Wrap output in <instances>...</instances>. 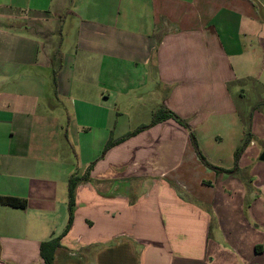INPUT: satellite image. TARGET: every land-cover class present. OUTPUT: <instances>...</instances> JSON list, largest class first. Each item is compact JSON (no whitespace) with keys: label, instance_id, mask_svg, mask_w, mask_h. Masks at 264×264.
Instances as JSON below:
<instances>
[{"label":"crops","instance_id":"0c3cea01","mask_svg":"<svg viewBox=\"0 0 264 264\" xmlns=\"http://www.w3.org/2000/svg\"><path fill=\"white\" fill-rule=\"evenodd\" d=\"M256 46L264 64L261 0H0V196L26 201L0 204V264H44L87 170L54 264H264V161L236 104L243 79L264 87ZM161 107L189 128L151 125Z\"/></svg>","mask_w":264,"mask_h":264},{"label":"rangeland","instance_id":"374dc122","mask_svg":"<svg viewBox=\"0 0 264 264\" xmlns=\"http://www.w3.org/2000/svg\"><path fill=\"white\" fill-rule=\"evenodd\" d=\"M264 3V0H261ZM72 18L68 17L67 21L55 27V29H60L63 27L64 41L63 46L66 47L68 42L72 37ZM32 25L35 26L33 23ZM23 27V26H22ZM29 30V28H27ZM33 30V29H32ZM31 31V30H30ZM41 46H45L47 41L54 42L56 41L55 35L52 36L47 34V30L43 33H36ZM49 35V36H48ZM256 50L260 52L262 50L256 46ZM259 56V55H257ZM263 57L261 52L260 66H264L262 63ZM256 77H250L243 79V88L245 90V97L242 100H236V104L239 105L241 109V114L245 117L239 118V121L243 124L246 132H250L252 140L256 145V149L262 150L264 148V96L262 100H259L258 94L261 92L264 94V87L257 82ZM264 79V76H263ZM244 109V110H243ZM251 114L252 117H249ZM119 122L124 121L119 117ZM204 132L200 134L201 142L208 147L215 148L216 145H219L221 155L223 159L227 161L226 149L229 148L231 143V137L229 136L228 125L225 122H215L212 121V124H208L203 130ZM210 148V149H212ZM229 160V158H228Z\"/></svg>","mask_w":264,"mask_h":264},{"label":"trees","instance_id":"16d2710c","mask_svg":"<svg viewBox=\"0 0 264 264\" xmlns=\"http://www.w3.org/2000/svg\"><path fill=\"white\" fill-rule=\"evenodd\" d=\"M169 117H173L175 120H177L180 124H182L183 126L189 128V125L183 120L180 119L177 115H175L173 112H171L170 110L166 109V108H158L157 110L154 111L152 118H151V125L155 124L157 122H160L166 118ZM141 127H139L137 130H139ZM135 131L133 132H129L126 133L125 135L121 136L118 139H112V136L109 138V140L107 141L104 150L108 149L109 147H111L114 143L121 141L123 139H125L127 136L133 134ZM190 136H191V140L192 143L198 153V156L201 158V160L203 161V163H205L208 166H212L210 165L205 158L203 157V155L200 153V151L197 148V141L196 138L194 136V134L192 132H190ZM249 142V138L247 136H245V138L241 141L240 145L237 147V149L235 150L234 153V168H236L237 166V162L239 159L240 154L243 152L245 146L247 145V143ZM213 167V166H212ZM216 169V167H214ZM88 176V170L81 176H77V175H71L68 179V223L63 231V233L61 235H58L56 237H52L49 238L47 240H44L41 242L40 246H39V254L43 260L44 264H54L53 263V255H54V251L57 247L60 246L59 244V240L60 238L65 234V232L67 231V229L69 228V225L72 222V218H73V210H74V206H75V189L77 184L80 181H83L85 179H87ZM0 204L3 205H7V206H11V207H16V208H25L26 206V201L24 199L18 198V197H13V196H0Z\"/></svg>","mask_w":264,"mask_h":264},{"label":"water","instance_id":"95a60500","mask_svg":"<svg viewBox=\"0 0 264 264\" xmlns=\"http://www.w3.org/2000/svg\"><path fill=\"white\" fill-rule=\"evenodd\" d=\"M259 159L264 161V148L262 149L260 155H259Z\"/></svg>","mask_w":264,"mask_h":264}]
</instances>
